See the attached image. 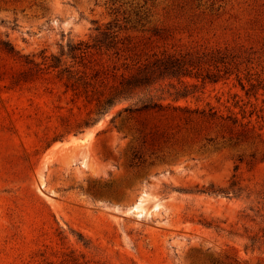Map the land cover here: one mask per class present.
Listing matches in <instances>:
<instances>
[{
  "label": "rangeland",
  "instance_id": "1",
  "mask_svg": "<svg viewBox=\"0 0 264 264\" xmlns=\"http://www.w3.org/2000/svg\"><path fill=\"white\" fill-rule=\"evenodd\" d=\"M217 48L229 63L202 61ZM186 53L192 74L96 113ZM263 234L264 0H0V264H264Z\"/></svg>",
  "mask_w": 264,
  "mask_h": 264
},
{
  "label": "trees",
  "instance_id": "2",
  "mask_svg": "<svg viewBox=\"0 0 264 264\" xmlns=\"http://www.w3.org/2000/svg\"><path fill=\"white\" fill-rule=\"evenodd\" d=\"M81 42L77 44H68V53L70 57H75L74 54L76 50L83 52V50L88 47L87 44H84V47H81ZM3 48L12 52L14 50L13 46L8 42H2ZM199 55H192L189 53L186 54H164L160 57L153 59L152 61H148L137 66L131 72L126 75H122L120 79L112 86L109 87L108 92L103 94L102 97L97 98L96 102V113L98 115L107 111V109L113 104L123 101L130 100L138 91L147 90L151 85L156 83L159 80L164 78H179L183 75L192 74V69L195 66L197 61H201L198 59ZM230 54L227 52V49H214L208 53L202 55L205 58L204 62H207L209 65H213L217 67L218 63L227 64L229 63L228 59H230ZM201 57V56H199ZM60 64V59L55 55H51V62L48 64L49 66L56 67ZM68 71L67 69H63ZM197 76V75H196ZM203 78H207L208 80L215 81L220 77V74L217 72H209ZM73 85V83H71ZM188 90L178 89L174 92V96L180 97L188 94ZM138 103V104H137ZM161 109L162 104L153 100L151 97L148 98H139L133 106L124 105L121 109L118 110L117 113L121 111H144L148 109ZM88 121H86L87 123ZM241 188L234 185L233 181L229 183L227 187H219L217 189H211L209 192L222 193L225 195L233 194L238 195ZM209 224V223H207ZM264 236V234H263ZM250 245H254L255 242L259 241L258 237H249ZM264 243V239L262 240ZM62 264H82L75 258H64L61 260Z\"/></svg>",
  "mask_w": 264,
  "mask_h": 264
}]
</instances>
